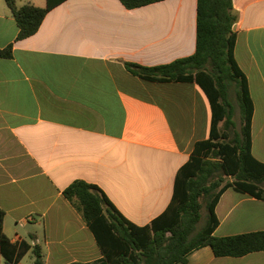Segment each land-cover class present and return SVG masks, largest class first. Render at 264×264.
<instances>
[{"label":"crops","instance_id":"crops-1","mask_svg":"<svg viewBox=\"0 0 264 264\" xmlns=\"http://www.w3.org/2000/svg\"><path fill=\"white\" fill-rule=\"evenodd\" d=\"M28 3L44 8L47 0H16ZM232 3L234 55L254 104L252 154L264 163V0ZM197 5L164 0L129 10L120 0H67L17 41L12 10L0 0V48L13 46L12 58H0V208L12 243L39 245L45 264L101 260L63 195L77 180L101 188L138 226L167 210L179 170L211 136L210 101L195 82L149 81L127 64L192 56ZM215 212L218 237L264 231V199L229 188ZM187 264H264V252L218 258L207 246Z\"/></svg>","mask_w":264,"mask_h":264},{"label":"trees","instance_id":"trees-1","mask_svg":"<svg viewBox=\"0 0 264 264\" xmlns=\"http://www.w3.org/2000/svg\"><path fill=\"white\" fill-rule=\"evenodd\" d=\"M6 1L19 28V41L36 34L46 15L67 0H47L44 8ZM120 1L133 10L164 0ZM237 20L232 0H198L196 52L192 56L156 67L127 64L132 74L149 81L197 83L210 101L211 136L196 144L190 160L177 174L169 207L150 225L129 221L97 185L77 180L67 187L64 197L82 215L103 256L96 262L71 264H187L190 254L207 246L218 258L264 252V231L215 235L219 225L216 205L226 190L234 188L264 199V163L253 156L251 146L254 104L247 77L234 55ZM12 56V45L0 48V58ZM231 90L235 91L241 118L234 138ZM202 200L208 215L198 229L203 219ZM5 215L0 208V256L5 263L19 264L32 250L34 264H45L39 245L11 242L4 232Z\"/></svg>","mask_w":264,"mask_h":264},{"label":"rangeland","instance_id":"rangeland-1","mask_svg":"<svg viewBox=\"0 0 264 264\" xmlns=\"http://www.w3.org/2000/svg\"><path fill=\"white\" fill-rule=\"evenodd\" d=\"M229 99H230V102L232 103V105L234 107V111H233V114H234L233 118L234 119H233V121L236 123L235 132L234 131L232 132V138H234L235 133L240 131V121H241L240 109H239V106H238V102H237L236 94H235L234 90H231ZM227 179L228 180H233L231 178H225V180H227ZM202 204H203V219L200 222V224L198 225V229H201L205 225L206 218H207V215H208V211H207L206 204H205L204 200H202ZM0 264H5V262H4V260L2 259L1 256H0ZM22 264H34V254H33V252H31L28 256H26V258L23 260Z\"/></svg>","mask_w":264,"mask_h":264}]
</instances>
